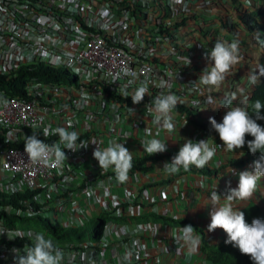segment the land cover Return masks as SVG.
Masks as SVG:
<instances>
[{"label":"built area","instance_id":"obj_1","mask_svg":"<svg viewBox=\"0 0 264 264\" xmlns=\"http://www.w3.org/2000/svg\"><path fill=\"white\" fill-rule=\"evenodd\" d=\"M200 1L202 3L206 0ZM243 1L247 5L250 3L249 0ZM112 2L114 3L113 0ZM182 2L183 0H172L175 6L167 14L161 11L148 12L145 17L146 24H157L172 17L176 13V6ZM57 4L60 8L65 7L66 11L57 8ZM109 6L110 0H0L2 73L7 71V67L20 64L58 65L62 62L77 73L78 82H92L77 87L69 83L29 80L25 84L24 94L19 96L7 95L0 89L1 192L10 193L24 187L37 188L39 191L36 196L42 201L46 193L64 190L71 182V177H80L78 181H81L83 177L79 166L84 157L93 158L94 150L90 149L93 136L77 140V145L81 142L88 143L85 149L77 152L65 149L67 161H64L62 166H55L52 161H49L48 165L34 164L24 152V145H16L24 144L25 136H31L33 133L41 140L49 138L58 127H65L69 132L77 131L81 126L86 129L87 123L91 121H104L101 112L109 109L115 111L117 118L119 113L116 110L121 103H108L110 100L104 96L102 88L96 85L95 81H117L131 86L151 78L148 71L149 60L135 57L120 47L115 36L125 32V41H137L141 35L145 41L153 39L154 42L149 44L153 50H158L159 38L155 35V38L150 37L147 29L135 24V19H141V16L129 15L124 6L120 8L125 16L119 23H114ZM100 21L104 23V27L100 26ZM91 26H96L101 31H93L89 28ZM107 38L112 43L107 42ZM158 53L160 51L156 54ZM129 109L136 113L135 107H131L124 111V116L132 114ZM144 113L146 117H150L153 111L145 109ZM112 119L113 117L110 120ZM129 125L135 129L137 121L131 119ZM45 129L49 130L48 135H44ZM139 131L148 133V127L139 128ZM114 132L122 133L124 137L130 134L128 130L121 128H115ZM58 141L59 136L44 140L49 145ZM61 147L63 148V145ZM98 173H102L101 168ZM107 180L110 184L114 183L111 176H108ZM90 183L88 188L99 185L95 179ZM0 211L7 215L20 214L19 216L34 213L9 203L0 204ZM76 212L77 205L73 201L65 213L72 218ZM0 229L8 234L0 236V264H13L12 249H23L24 245L31 244L33 234H44L33 227L8 225L2 215ZM120 232L123 233L122 230ZM146 244L140 242L131 248L126 242L125 253L108 259L100 255L101 249L95 247L91 240L59 248L65 253L64 264H145L139 257L146 254ZM149 244L152 245V242Z\"/></svg>","mask_w":264,"mask_h":264},{"label":"clouds","instance_id":"obj_2","mask_svg":"<svg viewBox=\"0 0 264 264\" xmlns=\"http://www.w3.org/2000/svg\"><path fill=\"white\" fill-rule=\"evenodd\" d=\"M194 2L201 3L200 0H196ZM128 14L130 15V13ZM115 37L116 39H120V35H117ZM138 40H140L141 42H145L144 45L147 47H149V44H151V42L143 40L142 35L141 37H139ZM106 41L112 43L111 40L108 38L106 39ZM122 41L124 46H142L136 44L131 45L132 43L136 42V40L134 39L126 41L125 39H122ZM159 42L160 46L158 47V50L151 49L156 56L161 54L162 47L166 45V42L163 40L159 39ZM158 51H160V53L156 54ZM204 58L209 61V66L203 70L202 74L200 75L199 81H201L206 86L220 87L225 81V79L228 77V75L231 74L232 69L239 63V45L237 42L226 43L224 41L217 40L215 41L214 46L210 49V51L205 52ZM186 59L187 64L190 65V59L188 57ZM60 64L66 67L69 72L75 74L76 83L73 81L69 84L78 87L84 84L92 83L78 82L77 73L74 72V70L70 68L67 64H64L62 62H60ZM150 75L151 78L148 81H151L154 85H158L155 84L154 77L151 73ZM261 76H264V72H261L259 75L250 73L249 80L253 85H255L259 82ZM186 77L188 78V75H186ZM94 83L102 88L101 90L103 93V87L105 84L106 87L110 90H120V93L123 97H131L133 104L125 105L121 103L118 110H116L119 113L116 121L120 122V120L123 119L125 122V119L127 118H130L131 120L133 116L132 114H135L132 119H135L137 121V128H130V125L129 127H126L130 134L128 137H124L122 133L116 134L114 132L115 128L120 127H117L118 123H114L113 119L110 120V123H113V126L111 128L106 129V133L112 135L116 140L126 139L127 141H112L109 145H105L104 142L100 139L102 137L101 134L105 132V127L103 130H101L98 126L99 123H96L95 121L94 123L93 121H91L87 123L88 127H86V129L82 128L81 126L80 129L77 131L69 132L65 127L56 128L55 133L53 134L59 136V141L51 145L45 143L44 140L39 139L35 133H33V135L31 136H25V143L23 145L24 152L27 154L29 160L32 163L38 165H48L49 161H52L55 166H62L63 162L67 161L65 149L71 152H77L80 149H85L88 147V143L84 142H81L80 145H77V140L79 139L78 133L87 131L90 137L93 136V138L91 139L93 145L92 150H94L93 158L99 164L98 170H100V168L102 170V173L98 174L99 178L104 177L105 181L108 182L109 180H107V178L108 176H111L114 183L110 184L108 182L109 185H114L117 188L121 184L127 182L129 177L136 176L135 174L146 172L150 173L152 171V176H154L153 179L155 180L151 178L152 181H148L142 185L140 184L141 187L139 186L138 188L136 186V189L130 186L128 187V189H126L124 185V192L125 194H127L128 197H123L121 198V200H119L115 197V194H110L109 197L104 199L101 205L98 206L100 207L98 210H101L106 213L111 212L113 215H126L124 219L119 220L108 218V220H106L103 225V231L101 234L102 236L106 227L113 221L122 224L126 219L142 214L140 209L143 204L144 207H146L147 213L153 212L159 216H168L167 213H160L158 211V206L161 202H170V196L167 195L164 187H168V185L172 183V179L177 175H173L171 178H166L167 175L158 172L156 169H148L147 171H140L129 175V172L133 168V155H141L144 152L147 153L148 156H152L154 154L164 153L167 150H172L173 148H167L166 142L155 137L152 138L153 132H159L162 128L171 132L175 131V127L177 126L181 128L189 126L191 124L187 123L184 126H180V120L175 121V116H178L180 119H182L181 114L174 110L180 103V98L175 94L157 96L153 101V106H149L147 105V103L142 102L145 96L149 94V86L147 82H138L136 84H132L131 86H125L120 82L107 80H100L98 82L95 81ZM129 83H132V81H129ZM249 87L250 85L248 84V88ZM127 89L130 90L132 93H129ZM104 96L110 100L108 103L114 104L117 102L109 98L106 93H104ZM207 102L209 105H213L215 101L214 99L209 97ZM4 103L6 104L7 101H4ZM131 107H135L136 113H134L132 109H129L132 114L124 116V111ZM145 109L152 110V116L146 117L144 113ZM225 109L226 112L221 122H217L214 117L209 118L211 129L218 134L222 145L216 144V146H213L212 144H210L209 139L212 138H209L207 140H200L198 142L188 139L180 147L178 153L172 158L171 162L165 163L163 169L171 174L177 173L181 168L185 171H188L193 166L197 169H203L215 157L217 146L222 147L226 151L236 153L238 150L243 149L245 145H247V148L252 155L256 156L257 154H259L253 162L252 167L247 166L245 167V169L238 170L240 172L238 174L239 177L234 180V182L238 184V186L235 189H230V181L228 182L226 179L223 178L219 180L220 175L222 173H220L216 177L211 176L210 178H206L204 181L201 179V176H199L200 178L196 179L194 182H190L187 185H183L181 187V189H183L184 191L186 189V193H184V191H179V194L177 195V189L175 187L174 188L176 189V198L179 199L184 197L183 199L186 198L187 201H191L193 196L191 194L192 191L202 192L199 195L203 194L204 192L205 196L210 198L212 205V210L209 213L210 223L207 226L208 232L211 233L217 229L223 230V234L219 238L224 237L226 233V244H230L233 247L238 248L242 255L250 257L252 264H264V220L256 218L253 219L251 224H249L246 221L244 212L239 210L243 206H245V203L248 200L253 198L254 194L258 190H260L261 180L262 178H264V127L257 123V121L259 120H264V115H261V110L264 109V103L257 99L253 104L254 111L252 114L249 113L248 108L245 106H232L231 101H229L228 104L225 105ZM139 117L140 119H146L148 121V124H141ZM191 126L196 136L202 137L197 128L193 125ZM142 127H148V133H143L139 131V128ZM134 130L136 133H134ZM48 134L49 130L45 129L44 135ZM247 136H251L252 139L246 140ZM130 138L132 140V143L128 147L136 146L135 150H130V148L128 149V147H125L128 144ZM61 145H63V148L61 147ZM243 155L244 153L241 151L239 153V156L242 157ZM83 160L81 161V165L79 166L80 170L82 169ZM112 171L115 173V175L111 173ZM233 171L234 170L231 169L230 172ZM179 175L180 177L184 175L191 176L184 173H181ZM75 180H78V178H75ZM82 180L79 182L82 183ZM91 180L93 179L89 178V182ZM95 180L99 182L98 179ZM193 183H196L199 187L196 189L193 188ZM103 184L104 183L101 180V182H99V185H96L91 188H88V186H86L85 188H87V190H85L83 188L75 186L71 181L64 190H60L59 192L51 191L49 193H46L42 197L41 203H38V209L27 210L32 211L34 213L40 209L48 212H54L56 214L59 211H63L65 213V211L70 208L71 202L74 201L77 205V212L71 218V224L66 222V227L76 226L79 223H82L85 220L98 215L96 214V212L93 216L90 217L88 214L90 212L84 213L80 209V204L81 208L84 205L83 202L81 203L82 199H80V196L88 195L86 194V191L92 192L94 189L99 188ZM221 185H226L224 190L218 189V187H220ZM146 186L150 191H152V193H149L145 189ZM228 189L229 191L227 192ZM37 193L38 192H36L33 196L34 201L35 198H37ZM53 193L55 196H57V201L50 203L51 198L49 194ZM222 198L224 201L223 203H221ZM155 199L159 200L158 205H154L153 202ZM122 201H124L125 203H123L122 205L118 204ZM237 201L242 202V204L239 208H234L232 202ZM52 206L53 208H50ZM27 216H29V214ZM192 221L197 223L194 220ZM182 225H184V227H180L179 229V233L181 235H173L170 242L165 246L166 250H173L179 247L182 244V241L186 242L191 250H195L196 247L199 245L200 236L196 233V230L193 228V226L187 224ZM36 229L41 230L40 228ZM117 229L119 232L121 230L123 231V233L120 232V234H127L123 226H117ZM42 232L44 233V231ZM44 234H33L31 244L24 245L23 249H12V252L14 253L13 264H64L65 253L59 248L60 245L55 243L51 238H47L45 236L46 234ZM3 235L8 236V234L4 230L0 229V236ZM83 240L90 239L86 238ZM83 240H77L74 245L81 243ZM175 240H177V242H175ZM150 241L152 242V245L149 244ZM140 242H146L147 244L145 245L146 254L140 256L139 258L144 260L145 264H151L153 254L149 255L148 252L151 251V249L153 248V238L148 237L144 240L141 239V241L137 243ZM66 245L70 246L69 244H65L61 247ZM201 253L204 259L203 264H211V262L206 259L202 250Z\"/></svg>","mask_w":264,"mask_h":264},{"label":"trees","instance_id":"obj_3","mask_svg":"<svg viewBox=\"0 0 264 264\" xmlns=\"http://www.w3.org/2000/svg\"><path fill=\"white\" fill-rule=\"evenodd\" d=\"M119 5L123 4V0H115ZM130 3L126 8L130 15L138 14L141 19H135V24L144 27L150 32V37L159 38L166 42V45L162 47L161 54L156 56L152 50L145 46H124L123 41L117 38V44L123 47L126 51L131 53L135 57L148 58L150 60L149 72L154 77V81L158 82V85H154L151 81L143 79L141 82H147L149 86V94L145 96L142 102L147 103L149 106H153V101L157 96L175 94L180 98V103L174 109L182 116L180 119V126H184L189 123L197 128L202 135L203 139L215 137V146L222 145L218 134L211 129L209 118L214 117L217 122H221L226 112L225 105L231 101L232 106L240 105L248 108L249 113L252 114L253 104L259 99L264 103V76L260 77L257 84L253 85L249 80V74L259 75L264 72V66L252 69L247 65H241L242 60L245 62L252 59L250 47H255L264 53V9L262 4H257L254 0H250L249 5H244L241 0H229L230 12L223 13L218 8V0H206L202 2L201 7H196L194 1L196 0H183L181 4L176 6V13L169 17L167 20L160 23H154L147 25L145 17L148 12L157 13L161 11L163 14H167L175 5L172 0H129ZM128 2V1H127ZM218 7V8H217ZM57 8L62 11H66L65 7L60 8L57 4ZM216 20V21H215ZM193 23L194 29L199 30L201 36L199 40H192L188 34L186 27L188 23ZM216 22V25L215 23ZM215 25L220 29L208 27L209 25ZM93 31H101L96 26L89 27ZM208 28H211L209 30ZM215 29V30H214ZM152 32V33H151ZM183 35L182 42L179 41L178 35ZM155 35V36H154ZM238 40H234L237 37ZM221 40L226 43L233 41L239 45V63L232 69L231 74L225 79L220 87L206 86L199 81L200 75L203 70L209 66V61L204 58L206 51L214 46L215 41ZM149 42L153 43V39H149ZM189 58L191 63L187 64ZM248 60H247V59ZM246 62V63H247ZM175 74V76H171ZM188 75V78H184ZM245 78V82L250 85L249 90L241 94V91H237L235 86L240 83L241 78ZM184 78V81L181 79ZM29 80L46 81V82H68L76 83V77L74 73L61 64L53 65L46 63H29L20 64L7 67V71L2 73L0 71V89L5 94L11 96L23 95L25 92V84ZM238 80V82H237ZM106 95L120 103L125 105L133 104L131 97L125 98L121 95L120 91H113L106 87H103ZM129 93H132L127 89ZM211 97L214 99V104L209 105L207 100ZM261 115H264V109L261 110ZM262 127H264V120L257 121ZM79 139L83 140L89 137L88 132H80ZM58 135L51 134L49 138H44L48 141L50 138H56ZM251 136H247L246 140H251ZM23 143H18L16 146H22ZM222 147L217 146V150ZM167 150L164 153L154 154L148 156L147 153L141 155H133V168L129 172V175L136 172L147 171L148 169H156L158 172L167 175L171 178L173 175H179L181 173L187 175L201 176L204 181L211 176H218L220 173L231 169L239 170L245 169L247 166H253V162L259 154L252 155L247 145L236 153L227 151L226 156H230L220 159L217 164L207 165L203 169H197L194 166L190 170L185 171L182 168L174 174L166 172L163 167L165 163H170L172 158L178 153V151ZM243 152L241 157L237 153ZM172 155V156H170ZM115 175V173L112 171ZM231 181V180H230ZM229 182V181H228ZM73 184L79 188H85L90 185L89 177L83 176L82 183L75 180ZM230 189L237 188L238 184L230 182ZM226 185L218 187L219 190H224ZM193 188H198L196 183L192 184ZM72 188V187H71ZM37 188L24 187L21 190L13 192H1L0 191V204H11L18 206L21 209L35 210L39 208L38 203L34 201V194L38 192ZM229 189L227 190V192ZM192 195H195V191H192ZM125 203L122 201L118 204ZM190 203V202H188ZM50 208H53L50 207ZM244 212L246 221L251 224L253 219L259 218L264 220V178L261 180V187L252 199L248 200L241 209ZM0 215L4 217L5 223L8 225L22 226L20 221L35 217L38 226L45 234L51 238L55 243L62 246L69 244L74 245L71 240V234L77 239L83 240V236L90 235L93 238H99L103 231V225L108 218L115 220L124 219L125 214L113 215L111 212L106 213L101 211L98 215L93 216L76 226H69L61 228L57 226V222H52L48 218H41L39 216H19V215H7L0 211ZM146 216L161 217L164 220L170 222H177L193 226L196 233L200 236V248L203 251L206 259L211 264H252L250 257L242 255L238 248L233 247L230 244H226L224 237L215 239L211 242L207 238L208 232L198 225L197 223L189 220L186 217L172 218L164 215H157L153 212L146 213ZM26 225V224H25ZM73 232V233H72Z\"/></svg>","mask_w":264,"mask_h":264},{"label":"crops","instance_id":"obj_4","mask_svg":"<svg viewBox=\"0 0 264 264\" xmlns=\"http://www.w3.org/2000/svg\"><path fill=\"white\" fill-rule=\"evenodd\" d=\"M113 1L114 3L112 2V0L110 1L111 6H109V11L111 12V15H113V17L116 11V10L114 11V9H116L115 6L127 7L128 4L130 3L129 0H123L124 1L123 4L119 5L117 1L115 0ZM218 1L221 2V0H218ZM194 5L198 8L202 6L200 2H194ZM218 7H219V4H218ZM102 10H104V7H102ZM99 24L101 27H104V23H102L101 21L99 22ZM125 37H126L125 32L120 35L121 40L124 39ZM195 38L196 40L198 39V37H195ZM144 43L145 42H141L140 40H138L135 43H132L131 45H134V44L144 45ZM250 50H251L252 59L249 60L248 62L246 61L247 63L244 60H242L241 65L245 64L247 65V67L252 68V69H256L257 67L264 66V64H261L258 66L251 65L254 59V53H256L255 50L257 51L259 50L252 46L250 47ZM240 78L241 77H237V79H240ZM240 81L241 82L235 86V89L237 91H241V94L244 95V93L249 89L248 83L245 82L246 81L245 78H241ZM239 84L243 85L241 89L240 87H237ZM101 113L104 115L103 116L104 121L99 122L98 126L101 130H103L105 127L104 129L105 132L101 134L102 137L100 138L104 142V144L109 145L112 141H116V142L127 141L126 139L116 140L112 135L106 133V129L111 128L113 126V123H110V119L112 117L114 119V123H118L117 127H120L122 129H126V127H129L130 118L125 119V122L123 119H121L120 122L119 121L117 122L116 121L117 118H115V111H113L112 109H109ZM132 115L134 116L135 114H132ZM140 121H141V124H148V121L146 119H140ZM193 131H194L193 128L192 130H189L187 126L181 127V128L177 126L175 127V131H171V132L162 128L160 129L159 132H153L152 138L155 137L157 139H160L166 142L167 148H173L174 151L177 152L179 151L180 147L183 145V143L186 140L191 139V135ZM134 133H136L135 130H134ZM210 138L212 139H209V138L203 139L202 137H199L197 142L200 140L209 139V143L215 146L213 143H216L217 138L215 137H210ZM131 143H132V140L130 138L128 141V144L125 147L127 148ZM92 148H93V145H91L90 149L92 150ZM129 148L130 150H135L136 146H130L128 147V149ZM227 153L228 152L224 150L223 148L218 149V150L216 149V155L212 159V161H210L209 165L215 166L217 162L220 161V159L226 158L231 155L229 154L228 156H226ZM237 154L239 155V153ZM98 166L99 164L94 158L87 156V157H84V160L82 162V169L79 170L82 177L87 175L89 176V178L98 179L99 182H101L102 180L104 183L102 186H100L97 189H94L92 192L86 191V194H91V196L89 195L80 196V199H82L81 203L82 202L84 203V205L82 206L84 210L81 208V204H80V209L84 213L85 212L96 213L98 209L100 208L98 206L101 205L104 199L108 198L110 194H116V187L114 185H109V183L105 181L104 177L99 178V175H98L99 173L97 171ZM237 172L239 173L238 170H235L233 172L226 170L220 175L219 180L223 178V179H226L227 181L231 180L230 182H234L235 178L232 177V174L237 173ZM135 175L136 176L134 177H129L128 181L124 183L126 189H128L129 186L132 188H135L137 186L139 188V186L141 187L142 184L148 181H152V179L154 178V176H152V171L150 173L149 172L138 173ZM175 177L172 179V183H171L172 185L170 184L168 185V187H164L167 195L170 196L169 197L170 202H161L158 206V211L160 213H167V215L172 218L186 217L188 219L194 220L199 225H201L203 229H205L208 232L207 226L210 223L209 213L212 210L210 198L207 197L205 199H202V196L199 195L200 193H202L200 191L199 192L195 191L196 194L192 196L191 201H187L186 198L183 199L184 197L177 199L176 194H175L176 189L177 190L181 189L183 185H187L190 182H194L196 179L200 177L196 175H191V176L184 175L181 177L180 175H177ZM55 179L57 180V176L55 177ZM74 180H75L74 176L71 177V181L74 182ZM49 196L51 198L50 203L57 201V196H55L54 194H49ZM223 202L224 201L222 198L221 203ZM232 204L234 208H239L242 202L237 201V202H232ZM140 211L142 214L126 219L124 223L122 224L113 221L111 224H109L106 227L103 235L99 239H96L95 241H93V243L96 245L95 247H97L98 249H101L100 255L104 259H108L116 255L125 253L126 252V249H125L126 242L128 243V245L131 246V248H133V246H136L137 244L136 241H141V239L144 240V239H147L148 237H152L153 238V248L151 249V251L148 252L149 255L153 254L151 264H203L204 263L203 255L200 249V243L196 247L195 250H191L190 247L187 245V243L184 241H182V244L179 247L173 250L165 249V246L170 242L173 235L175 234L181 235L179 233V229L180 227H184V225H182L181 223L170 222V221L164 220L161 217L146 216L147 211H146V207H144V204L142 205ZM117 226L119 227L123 226L127 234L124 233L120 235V232L118 231ZM222 234H223V230L217 229L214 232H211V233L208 232L207 238L211 242H213L215 238H219Z\"/></svg>","mask_w":264,"mask_h":264},{"label":"rangeland","instance_id":"obj_5","mask_svg":"<svg viewBox=\"0 0 264 264\" xmlns=\"http://www.w3.org/2000/svg\"><path fill=\"white\" fill-rule=\"evenodd\" d=\"M111 1V0H110ZM250 1V0H249ZM241 2L244 4V5H247V4H245V2L243 1V0H241ZM254 2L255 3H257V4H262V8L264 9V0H254ZM217 3L219 4V10L220 11H222L223 13H225V12H227V13H229L230 12V1L229 0H221V2H219V1H217ZM116 4V3H115ZM250 4V3H249ZM218 6V5H217ZM116 7V9H114V11H115V15H114V17L112 18V21L115 23V22H117V23H119V21H122V19H123V17L125 16V14H124V16L122 15L123 13H124V11H123V9H121L120 7H118V6H115ZM125 9V8H124ZM216 21V20H215ZM215 23V25H216V22H214ZM189 25L186 27L187 29H189L188 31V34H186V35H190V36H192L191 37V39L194 41V40H196V38L195 37H198V40H199V37L201 36V33L199 32V30H196V29H194V25L195 24H193L192 22L191 23H188ZM215 25H209L208 27H214V28H217L218 29V31L220 32V29L218 28V27H215ZM209 30H211V28H208ZM215 30V29H214ZM193 33H194V35H193ZM185 33H182V34H180V35H178V39H179V41L180 42H182V39H183V35H184ZM237 37V36H236ZM235 41L236 40H238L239 41V38L237 37V38H235L234 39ZM235 41H233V42H235ZM254 50V49H253ZM259 50V49H258ZM255 52L256 53H254V59H253V61H252V66H258V65H261V64H264V53L261 51V50H259V51H257V50H255ZM171 76L173 77V76H175V74H171ZM184 78H187L186 77V75L184 76ZM184 78H182L181 79V81H184ZM155 84H158L157 82H155ZM237 87H240V89L243 87V85L242 84H239ZM180 120V118L178 117V116H175V121H179ZM187 128L189 129V130H192V126L191 125H189V126H187ZM198 137L199 136H196V134L194 133V131L192 132V136H191V140H193V141H197L198 140ZM219 158H220V156H219ZM240 173V172H239ZM238 172L237 173H234V174H232V177L233 178H235V179H237L239 176H238V174H239ZM145 189L149 192V193H152V191H150L149 189H148V187L146 186L145 187ZM179 191H184L183 189H178L177 190V195L179 194ZM187 191H186V189H185V191H184V193H186ZM54 194V193H53ZM89 196H91V194H88ZM201 196H202V199H205V198H207L206 196H205V194H204V192H203V194H201ZM115 197L116 198H118L119 200H121V198H123V197H128L127 196V194H125V192H124V183L123 184H121L119 187H117L116 188V194H115ZM35 202H37V203H41V201L38 199V198H35ZM46 202V201H45ZM154 205H158L159 204V200H154ZM101 212V210H98L97 211V213L96 214H99ZM29 214H33L34 216H39V217H41V218H48L50 221H54V222H57V226H59V227H61V228H66V222L67 223H69V224H71L72 223V220H71V218H69L63 211H59L57 214L56 213H54V212H48V211H44V210H42V209H40V210H37L35 213H29ZM89 214V216L91 217V216H93L95 213L93 212V213H88ZM20 215V214H19ZM75 222V221H74ZM20 224L22 225V227H25V228H30V227H36V228H40L39 226H38V223H37V220H36V218L35 217H31V218H28V219H25V220H23V222L22 221H20ZM26 224V225H25ZM45 233V232H44ZM73 233V232H72ZM75 234L73 233V234H71V240H72V242L73 243H75L78 239H77V237H75L74 236ZM82 238H89L92 242L93 241H95L96 239L95 238H93L92 236H90V235H88V237L87 236H83ZM108 254V253H107Z\"/></svg>","mask_w":264,"mask_h":264}]
</instances>
